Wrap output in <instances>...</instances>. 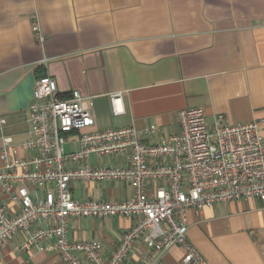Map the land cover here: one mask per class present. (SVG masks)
Segmentation results:
<instances>
[{"label":"crops","instance_id":"0c3cea01","mask_svg":"<svg viewBox=\"0 0 264 264\" xmlns=\"http://www.w3.org/2000/svg\"><path fill=\"white\" fill-rule=\"evenodd\" d=\"M36 20L46 35L36 41ZM53 78L61 98L79 91L94 123L81 134L155 126L179 131L178 113L201 107L209 123H256L264 135V0H0V143L17 156L32 138L29 107L37 80ZM119 96L116 114L112 98ZM2 120L5 123H2ZM76 136L66 151H79ZM94 165L125 158L91 159ZM115 183L75 185L74 197L126 200ZM188 239L209 264H264V204L254 199L188 211ZM136 221L72 220L74 240L96 241L106 255ZM5 244L0 264H64L54 251L19 252ZM174 247L154 264H183ZM136 255L125 264H134Z\"/></svg>","mask_w":264,"mask_h":264},{"label":"built area","instance_id":"2783aa9c","mask_svg":"<svg viewBox=\"0 0 264 264\" xmlns=\"http://www.w3.org/2000/svg\"><path fill=\"white\" fill-rule=\"evenodd\" d=\"M38 43L46 35L34 20ZM73 91L61 98L56 81L36 82L29 107L30 156H17L10 136L0 143V249L16 238L19 252L54 251L64 264H154L174 247L183 264H209L188 239V211L254 199L264 204V135L256 123L234 125L224 116L209 123L201 107L178 113L179 131L155 127L108 129L81 134L94 123ZM121 98H112L116 114ZM4 124L5 121L2 120ZM76 136L79 151L67 152ZM125 158V164L94 165L92 158ZM115 183L133 190L126 200L77 199L75 185ZM125 217L135 225L109 255L102 243L74 240L72 220Z\"/></svg>","mask_w":264,"mask_h":264},{"label":"trees","instance_id":"16d2710c","mask_svg":"<svg viewBox=\"0 0 264 264\" xmlns=\"http://www.w3.org/2000/svg\"><path fill=\"white\" fill-rule=\"evenodd\" d=\"M46 75H43V76H41L40 78H42V77H45Z\"/></svg>","mask_w":264,"mask_h":264}]
</instances>
